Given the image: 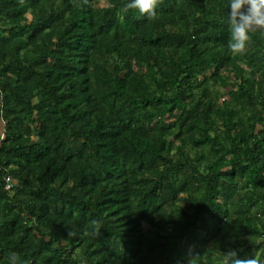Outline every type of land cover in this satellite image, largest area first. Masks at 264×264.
Instances as JSON below:
<instances>
[{
  "label": "trees",
  "instance_id": "1",
  "mask_svg": "<svg viewBox=\"0 0 264 264\" xmlns=\"http://www.w3.org/2000/svg\"><path fill=\"white\" fill-rule=\"evenodd\" d=\"M129 2L0 0V264L264 249V32L233 54L229 0Z\"/></svg>",
  "mask_w": 264,
  "mask_h": 264
},
{
  "label": "clouds",
  "instance_id": "2",
  "mask_svg": "<svg viewBox=\"0 0 264 264\" xmlns=\"http://www.w3.org/2000/svg\"><path fill=\"white\" fill-rule=\"evenodd\" d=\"M86 2V0H85ZM161 0H130L124 6V10H137L141 16H146L149 20L157 15V7ZM229 31L230 40L228 48L233 54H243L247 45L251 42V34L264 32V0H229ZM74 232H69V236H74ZM253 243L259 244L255 237L249 238ZM260 249L255 253V258L239 259L236 250H229L224 253L225 264H264L260 258ZM8 264H28L21 261L18 255L13 252L8 257ZM189 264H194V257L190 258Z\"/></svg>",
  "mask_w": 264,
  "mask_h": 264
},
{
  "label": "rangeland",
  "instance_id": "3",
  "mask_svg": "<svg viewBox=\"0 0 264 264\" xmlns=\"http://www.w3.org/2000/svg\"><path fill=\"white\" fill-rule=\"evenodd\" d=\"M0 129H1V131H3V128H2V126L0 125Z\"/></svg>",
  "mask_w": 264,
  "mask_h": 264
}]
</instances>
